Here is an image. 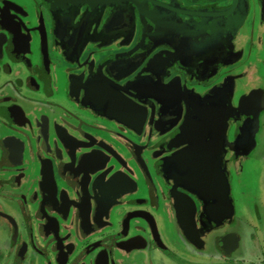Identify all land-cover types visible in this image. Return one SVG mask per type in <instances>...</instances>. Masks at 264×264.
<instances>
[{"label": "flooded vegetation", "instance_id": "af4514ba", "mask_svg": "<svg viewBox=\"0 0 264 264\" xmlns=\"http://www.w3.org/2000/svg\"><path fill=\"white\" fill-rule=\"evenodd\" d=\"M262 32L264 0H0V232L13 234L0 264L8 246L11 264H55L54 238L66 264L178 261L168 234L199 249L178 226L179 194L205 249L217 225L179 154L209 142L196 123L227 106L228 178L229 143L250 158Z\"/></svg>", "mask_w": 264, "mask_h": 264}, {"label": "rangeland", "instance_id": "374dc122", "mask_svg": "<svg viewBox=\"0 0 264 264\" xmlns=\"http://www.w3.org/2000/svg\"><path fill=\"white\" fill-rule=\"evenodd\" d=\"M258 27L261 28V26ZM251 29L250 24L246 26L242 31V36ZM262 35L264 37V32H262ZM241 49L245 50V52L247 51L244 46ZM60 64H54L58 71L62 67ZM257 72L262 74L263 70L257 66ZM245 86V83H239L238 89L243 92V90H246ZM259 86H264V84L260 83ZM55 98L62 100L63 96L58 98V93H55ZM61 102L66 104L65 100ZM33 105L27 104L28 108L26 110H30ZM255 120V124H253L254 128L257 129V133L255 135V147L250 158L236 156L239 151L236 150L232 143H229L228 146V161L230 162L228 173L231 198L235 208L233 218L217 225V231H212L210 228L206 230V233H208L207 245L203 250L192 248L191 245L183 241L179 232L178 245H174L173 237L168 234L165 242L175 248L178 253V261L173 256H165L158 252L149 253V256L146 252L135 253V255H138L137 257H141L146 263L149 261L147 264H264V115ZM257 124H262L263 129ZM256 140L260 141L258 145ZM252 147L253 145H250V148ZM23 186L27 187L25 184ZM141 195L144 196L145 194L142 193ZM4 204L6 203L0 201V207L6 210ZM6 221L7 218L5 219ZM216 237L217 239L215 240ZM227 238L232 240L231 250L228 255L225 254L219 244V240ZM12 240L11 229L5 228L0 232V245H8ZM10 251L9 246L5 247V255L1 257L5 261L9 259L7 260L9 264H11L14 257V253L13 255L9 254ZM135 255L131 256V262H133Z\"/></svg>", "mask_w": 264, "mask_h": 264}, {"label": "water", "instance_id": "95a60500", "mask_svg": "<svg viewBox=\"0 0 264 264\" xmlns=\"http://www.w3.org/2000/svg\"><path fill=\"white\" fill-rule=\"evenodd\" d=\"M217 112L214 117L209 114L205 115V117L201 116L202 121L196 123L201 130L197 139L206 140L209 138L210 141L200 144L195 143L192 147L179 154L183 157L182 159H192L191 163L193 164L190 169L192 174L189 177L190 179L188 178V181H192V185L189 187V191L196 194L200 200L205 202L203 215L209 223L214 225L232 219L235 214L231 198L230 181L221 163L223 145L226 142L229 109L226 106L223 112ZM6 159L8 160V157ZM7 163L9 165L16 164ZM176 180L178 181V177ZM45 182L46 179L44 178L43 183ZM176 209L178 226L183 236L191 244L201 249L203 242L198 235L196 224L197 208L194 201L179 194ZM231 241L229 238L219 240V244L226 255L230 253ZM53 242L52 248L56 253L55 264H66L68 259L63 258L66 255L61 247V240L54 238Z\"/></svg>", "mask_w": 264, "mask_h": 264}]
</instances>
